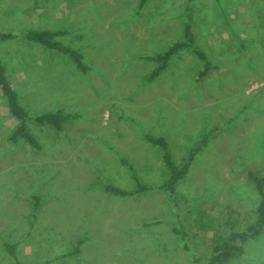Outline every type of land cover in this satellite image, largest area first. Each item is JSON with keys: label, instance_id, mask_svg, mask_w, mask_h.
<instances>
[{"label": "rangeland", "instance_id": "1", "mask_svg": "<svg viewBox=\"0 0 264 264\" xmlns=\"http://www.w3.org/2000/svg\"><path fill=\"white\" fill-rule=\"evenodd\" d=\"M186 1L0 0V31L15 36L0 60L41 146L7 140L17 122L0 95V241L17 243L22 264H195L251 220L246 173L264 175V0H191L196 43L217 68L196 82L200 65L183 49L147 81L155 63L144 58L181 39ZM26 30L66 32L58 40L88 71L27 43ZM54 111L74 115L60 132L31 120ZM205 134L170 201L145 135L180 163ZM132 173L152 190L104 191L133 190ZM244 251L228 264H264V230ZM0 264H13L1 249Z\"/></svg>", "mask_w": 264, "mask_h": 264}, {"label": "trees", "instance_id": "2", "mask_svg": "<svg viewBox=\"0 0 264 264\" xmlns=\"http://www.w3.org/2000/svg\"><path fill=\"white\" fill-rule=\"evenodd\" d=\"M147 0H140L138 8H141ZM190 2L187 0L184 4L185 20L182 25L181 39L169 45L162 53L147 56L144 59L154 62L155 67L147 78V81H153L163 72L170 59L179 51L186 49L198 61L200 69L196 74V82H200L206 78L208 73L217 67L211 62L206 54L200 50L196 43L192 26V17L190 13ZM66 35L62 30H26L23 32L22 39L27 43L36 44L48 51L58 53L73 64L79 72L85 74L88 67L85 65L82 54L58 40L59 37ZM15 36L10 32L0 31V42L11 41ZM0 95L4 100L8 114L16 120V125L7 136L9 142L15 144L18 141L26 143L30 148L39 151L41 146L37 139L30 134L27 128V121L30 120L27 112L20 105L18 94L15 92L11 82L9 81L4 65L0 60ZM74 115L63 113L60 111L46 112L35 116L31 120L39 126H47L56 132L63 130L68 120L73 119ZM145 141L160 150L161 162L166 169L165 180L156 187V189L165 192L170 201H174V194L177 184H179L188 174L191 164L195 156L202 150L206 144V134L202 136L200 141L190 148L185 158L177 163L171 156L168 144L163 137H153L145 135ZM124 165H127L123 160ZM129 165H127L128 167ZM130 167V166H129ZM130 169V168H128ZM131 178L135 183V188L131 191H123L113 186H105L104 191L120 197H132L152 190L151 187L141 184L136 176L132 173ZM246 179L257 195V203L252 211L251 220L241 229L232 230L219 241L214 243L204 260L194 259L195 264H228L244 255L245 246L252 240L258 238L264 230V175L249 170L246 173ZM35 204L33 210L37 209V198L34 197ZM159 222L144 224L147 227ZM174 234H179V230L172 228ZM83 240H77L67 256L75 255L79 252L80 245ZM0 249L4 255L13 264H22L17 258V243L0 241Z\"/></svg>", "mask_w": 264, "mask_h": 264}]
</instances>
